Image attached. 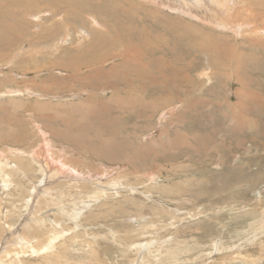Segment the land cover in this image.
<instances>
[{
  "label": "rangeland",
  "instance_id": "1",
  "mask_svg": "<svg viewBox=\"0 0 264 264\" xmlns=\"http://www.w3.org/2000/svg\"><path fill=\"white\" fill-rule=\"evenodd\" d=\"M69 1L60 8L72 5L70 14H20L17 36H0V244L37 209L43 229L64 231L49 253L19 252L17 263L12 251L5 264H264V49L189 18L174 1L172 11L163 0H95L234 44L254 69L246 59L238 67L243 87L230 75L235 59L185 52L162 27L155 35L172 50L128 66L123 45L93 46L89 15L79 21L81 0ZM262 3L249 28L264 26ZM101 9L94 29L109 38L118 20ZM34 157L56 164L53 184Z\"/></svg>",
  "mask_w": 264,
  "mask_h": 264
},
{
  "label": "bare ground",
  "instance_id": "2",
  "mask_svg": "<svg viewBox=\"0 0 264 264\" xmlns=\"http://www.w3.org/2000/svg\"><path fill=\"white\" fill-rule=\"evenodd\" d=\"M150 1L152 2V0H150ZM169 1L177 2V4L180 6V8L183 9V12H186L185 14H187V16H189V18H195L198 21H200V20L204 21L206 24L210 23L213 28L218 29V30H227V31L231 32V34L233 33V35L235 37H241L242 39L246 37L249 39L248 41H251L249 44H252L254 47H257L259 45L261 48L264 49V26H262V24H261V26L258 27L257 26L258 24H257L256 25L257 27L253 26V28L252 27L249 28V26L247 25L248 24L247 21L250 20L249 18H252V17H250L251 16L250 14H254L255 18L257 16V15H255L257 13V11H255L256 9H254L253 7H256L257 10L261 11V8H260L261 5H259V3H262L261 0H163V2L166 4H170ZM204 1H205V3H204ZM69 2H72V1H69V0H0V26L3 25V29L2 30L0 29V36H3V39L9 38L11 36H17V33L14 29L17 28L18 23L20 22V24L24 25V26L26 24V21L23 20L22 18H31L34 21H38L41 18V14L44 12H49L50 9H52L53 12H55V13L66 11V13L70 14V11L73 8L72 5L68 4L63 9L60 8V6L62 4L69 3ZM90 2H92L93 4H89V2H86L85 0H81V1H79V3L75 2L73 4H77V5L79 4L80 5L78 7V10L80 9L79 10L80 15L77 16L79 21L82 20V17H83V15H81L82 13L89 15L88 20H90L89 21L90 24L93 25L92 27L91 26L89 27L90 31L93 33V40H94V41L92 40L93 46H98L99 44L104 43V45L106 44V46H108V47L112 46V45L113 46H115V45L119 46L120 45L119 48H123L122 47V45H123L124 49H123L122 56L125 59L124 62L128 63V66H130L129 65L130 62H132V64L135 62L134 64H136V65H138V67H140L139 65H141V63H143V62H141V60L143 59V57L145 55H147V52H148V54H151L150 56H151L152 60L149 61L151 63V61H153V58H154L156 53L165 54L167 51L172 50L170 45L167 43L166 39L161 41L159 39V37L157 35H155L156 30L159 27H162L161 30H163V32L165 31L166 34L169 35L171 37V39H173L174 42H172V43L183 48V50L185 52L187 50H193V52L194 51L199 52L201 50L202 51H208L212 48V51H214V52L217 51V53H219L221 55L226 54L229 57V58L227 57L228 59H232V58L235 59V70H234L235 72L233 71L234 73L232 72V74H230V75L233 78L235 77V74L238 75L237 76L238 80L235 79V81L237 80L236 82L237 83L240 82L242 84V86L244 87L243 83L245 81L239 80L241 77L239 76L237 69L239 66L243 65L244 59L249 61L248 66L252 65V62L250 59L247 58L248 56L246 57V52L243 53V51H241V50H239V48L235 47L234 44H233V46H231L229 43L228 44L223 43L224 41L222 42L223 44H218V45L214 44L213 42H209L210 39L205 37L204 34L203 35L202 34H196L195 32H193L191 30L190 26H188L186 24H185V26H182L181 23H179V22L176 23V22H170V21H167V22L161 21V23L159 22L157 24L149 25L145 21V19L147 20V18H144L145 16H143L144 19L142 17H139V18L134 17L135 14L133 15V17H131L124 7H122L119 4H115L117 2H115V3L110 2V1H108V2H95V0L90 1ZM156 2H158V1H156ZM159 3H160V1H159ZM170 5L168 6L169 9H171L173 7L172 4H170ZM262 5H264V4L262 3ZM62 6H64V5H62ZM101 7L108 8V10H109L108 13L112 16V18H116L118 20V24H116L115 28L113 29V31L115 33L112 35V37L110 36L109 38H107V37L104 38L100 32H96V30L94 29L95 27H98V28L101 27V26H99V25H101V23H99V21L97 19V17L100 16L99 13H101V10H102ZM172 11H174V10H172ZM20 14H21L22 18H18V16ZM180 14H182V13H180ZM146 16L147 17L150 16L149 17L150 20H153L152 18H154L153 13H151V12H150V14L148 13ZM135 18L138 19L137 24L132 25L131 21H134ZM5 19H9L10 22H13V24H9V25L5 24L4 25ZM125 19L130 20V22L127 21L128 24H126ZM258 20H260V19H258ZM150 23H152V22H150ZM261 23H263V22H261ZM144 24H146V25H144ZM59 28L60 27H57L58 30H59ZM66 30L67 29H64L63 34L68 37V34H66ZM121 34L127 35V39L124 40L123 37L121 36ZM49 35H51V34H49ZM128 36H131L132 40L134 39L133 42L128 40V38H129ZM124 37H126V36H124ZM23 42L24 41H22L21 43H23ZM241 42H243V41H241ZM244 43H246V42H244ZM48 44H50V43H48ZM58 46H60V45H58ZM238 47H239V45H238ZM30 48H32V47H30ZM50 50H52V49H50ZM248 55H250V54H248ZM217 57H218V55H217ZM255 59H256V56H255ZM157 60H159V59H157ZM102 61L103 60L101 58H98V59L94 60L91 64L102 62ZM229 64H231V63H229ZM226 65L227 64H225V66ZM78 67H80V65L76 66L75 68H78ZM251 69H254V68H251V66L247 68V70H250V71H251ZM139 70H141V69H139ZM97 71H99V70H97ZM249 74H250V72H249ZM254 75L255 74L252 73L251 74L252 78L249 77L250 82H251V80L256 81V77ZM137 77H139V76H137ZM139 80H141V79H139ZM150 80H152V79H150ZM113 84L114 83H112L110 86H112L113 89H116V86L114 87ZM106 86L109 87V84H107ZM145 91H146V89H145ZM241 92H242V90H241ZM241 92H240V94H241ZM243 93H242V95H243ZM86 102H87V100H86ZM238 102L241 105V101L238 100ZM79 109H80V107H79ZM86 109H89V108H86ZM91 109H93V108H91ZM237 118H238V116H237ZM42 153H44V152H42ZM44 157H46V156H44ZM34 161L39 163V165H38L39 169L43 173V175H45V179H43V180H45V185L52 183L53 181L50 182L52 180V179L50 180V178H52V177H50V176L47 177V174H48L47 172L51 171V173H50L51 176L53 174L56 175L58 173V171L56 169L57 167L55 166L56 164L54 162H50L49 164H47V167L46 166L44 167L43 164L42 165L40 164V161L38 160V158L36 159L34 157ZM61 164H62L61 166L65 168V166H63L64 163H62V161H61ZM66 166H68V165L66 164ZM0 168L3 169L2 166ZM47 168H49V170ZM64 171L67 172V174L69 173L68 176L65 173H64V175H66L67 178L70 180V175H72V173L74 171L73 170H72L73 172L70 170L68 171L66 168ZM3 175H5V174H3ZM9 175H10V173H9ZM5 176H7V175H5ZM46 177H47V180H46ZM5 178L6 177H4L2 179V177H1L3 182H6ZM71 178H73V177H71ZM90 179H92V177ZM70 181H72V180H70ZM87 181L90 182L89 179H87ZM75 182L77 183V180ZM43 183H44V181H43ZM92 184L95 186L100 185V184H97L95 182H93ZM50 189H51L50 187H44L43 191L45 193L46 192L48 193V191ZM100 189H101V187H100ZM37 191H39V190H37ZM100 192H101V190H100ZM100 192L99 191H94V193L92 192L93 193V195H92L93 200H95V197H97L100 194ZM35 207H36V205H35ZM40 210L41 209H37L36 213H34L31 216V219L29 218V219L23 220L22 223L20 224V226L15 231H12V229L10 230V228L8 227V230H6L8 233H7V235L5 234L6 238H4V240L0 244V264L6 263L7 259L5 257L6 256L8 257L7 253H10L12 251L14 254L13 257L16 259L17 263L19 262V260H18L19 252L23 253V251H24V253H25L26 251H30L31 254H37L38 252L49 253L50 252L49 250L54 248V245L56 243H58V240H60V238L64 237V231L62 230L61 227L59 228V227L55 226L53 228L51 227L52 229L51 228L43 229L41 227V225H42L41 221H43L44 219L39 214V212H41ZM78 215H79V213H78ZM78 215L73 214L74 218H76ZM2 219H3V217H2ZM25 221H27V222H25ZM73 222H74V220H73ZM262 223L264 224V220H262ZM257 227H260V226H257ZM22 233L24 235H22ZM41 235H46L44 242H42V241H40V239H38ZM12 244L15 245L16 247L14 246L15 248H13V246H11ZM8 259H10V258H8Z\"/></svg>",
  "mask_w": 264,
  "mask_h": 264
}]
</instances>
